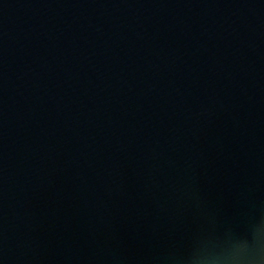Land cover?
<instances>
[{
	"label": "water",
	"instance_id": "95a60500",
	"mask_svg": "<svg viewBox=\"0 0 264 264\" xmlns=\"http://www.w3.org/2000/svg\"><path fill=\"white\" fill-rule=\"evenodd\" d=\"M259 207L264 0H0V264H169Z\"/></svg>",
	"mask_w": 264,
	"mask_h": 264
},
{
	"label": "clouds",
	"instance_id": "9594fccd",
	"mask_svg": "<svg viewBox=\"0 0 264 264\" xmlns=\"http://www.w3.org/2000/svg\"><path fill=\"white\" fill-rule=\"evenodd\" d=\"M169 264H264V207L222 225L202 213L186 243L169 252Z\"/></svg>",
	"mask_w": 264,
	"mask_h": 264
}]
</instances>
